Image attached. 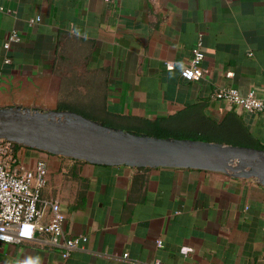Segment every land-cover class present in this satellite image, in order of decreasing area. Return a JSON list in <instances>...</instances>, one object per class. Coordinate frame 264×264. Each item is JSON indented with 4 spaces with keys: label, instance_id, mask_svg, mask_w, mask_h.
Masks as SVG:
<instances>
[{
    "label": "crops",
    "instance_id": "crops-1",
    "mask_svg": "<svg viewBox=\"0 0 264 264\" xmlns=\"http://www.w3.org/2000/svg\"><path fill=\"white\" fill-rule=\"evenodd\" d=\"M198 33L206 71L186 80ZM222 86L264 87V0H0V106L67 104L128 130L187 116L196 132L264 144V115L214 97ZM15 153L29 169L45 161L40 199L87 239L66 257L39 231L0 240V264H264V184L253 178Z\"/></svg>",
    "mask_w": 264,
    "mask_h": 264
},
{
    "label": "water",
    "instance_id": "water-1",
    "mask_svg": "<svg viewBox=\"0 0 264 264\" xmlns=\"http://www.w3.org/2000/svg\"><path fill=\"white\" fill-rule=\"evenodd\" d=\"M0 138L92 163L210 169L264 184V147L136 132L70 108L0 106Z\"/></svg>",
    "mask_w": 264,
    "mask_h": 264
},
{
    "label": "built area",
    "instance_id": "built-area-1",
    "mask_svg": "<svg viewBox=\"0 0 264 264\" xmlns=\"http://www.w3.org/2000/svg\"><path fill=\"white\" fill-rule=\"evenodd\" d=\"M201 36L198 33L189 61L180 68V75L186 80L200 78L206 71L202 65L204 53ZM17 38L16 31L10 32L4 46L9 47L10 41ZM9 61L10 57L6 55L4 62ZM169 65L167 61L166 66ZM213 96L264 115V87L261 93L250 89L241 94L236 87L222 86L214 90ZM14 147L15 142L0 138V240L27 241L39 231L48 235L51 244L61 245L62 256L66 257L71 249L83 247L87 237L84 234L68 235L63 229L64 216L59 203L40 199L39 189L46 172L45 161L39 159L34 169L26 168L17 159Z\"/></svg>",
    "mask_w": 264,
    "mask_h": 264
},
{
    "label": "trees",
    "instance_id": "trees-1",
    "mask_svg": "<svg viewBox=\"0 0 264 264\" xmlns=\"http://www.w3.org/2000/svg\"><path fill=\"white\" fill-rule=\"evenodd\" d=\"M70 108L72 109L69 105L67 104H60L58 103L56 105V108ZM83 113V112H81ZM84 115L87 116V114L83 113ZM107 123V122H104ZM109 123V122H108ZM178 121L173 122L172 119H166V118H158L153 121L145 120L142 122V124L139 126L140 131H144L148 134H153V135H158V136H168L166 132H169L171 130H175L178 128ZM138 131V130H135ZM199 134H212L215 135L214 138H210V140H217V141H222L223 139L226 140L227 143H233V144H242V145H253V146H258V147H264V144L258 143L257 141H251L248 139H245L241 135H233L231 137H223V135L213 133V130H207V131H200L198 132ZM21 144H18L15 142V149Z\"/></svg>",
    "mask_w": 264,
    "mask_h": 264
},
{
    "label": "rangeland",
    "instance_id": "rangeland-1",
    "mask_svg": "<svg viewBox=\"0 0 264 264\" xmlns=\"http://www.w3.org/2000/svg\"><path fill=\"white\" fill-rule=\"evenodd\" d=\"M181 118H184V125L183 126H178L177 129L175 130H171L169 132H166V134H168V136H175V137H191V138H199V139H210V138H214L215 135L212 134H199L198 132H196V128L191 125V124H198V122H193L194 118H190L187 116H181ZM101 122H107L108 120H99ZM105 123V124H107ZM134 130H138L136 132H141L139 128H133L132 131Z\"/></svg>",
    "mask_w": 264,
    "mask_h": 264
}]
</instances>
